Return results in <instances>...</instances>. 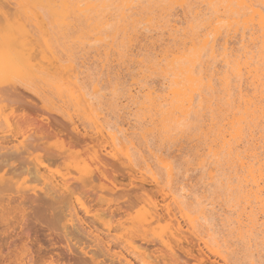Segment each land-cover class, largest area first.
Here are the masks:
<instances>
[{"label":"rangeland","instance_id":"obj_1","mask_svg":"<svg viewBox=\"0 0 264 264\" xmlns=\"http://www.w3.org/2000/svg\"><path fill=\"white\" fill-rule=\"evenodd\" d=\"M122 2L125 0H0V42L9 37L11 45L20 43L28 64L19 74L13 76L9 71L0 78V101L4 102L0 104V141L5 138L3 146L10 149L22 141L30 144L38 140L31 160L49 153H71L65 160L45 163L48 169L44 173L58 186L66 183L69 198L68 193L62 197L56 192L50 202L40 181L6 176L12 178L11 188L0 194V206L8 204L11 210L0 219V264H88L83 262L87 257L66 251L64 235L70 239L75 228L84 231L70 240L75 248L91 252L98 243H108L110 254L132 257L134 264H224L219 257L227 264H264L262 227L238 234L233 222L244 204L237 191L234 193L237 183L223 163L202 154L205 142L199 127L208 116L203 119L191 112L148 126L146 110L131 105L130 91L152 86V81L156 90L166 85L157 68L136 67L123 55L139 48L133 49L132 20L137 21L143 55L149 51L157 54L156 48L171 43H167L170 37L166 29L146 22L157 17L159 0H137L130 8ZM178 8L168 19L180 29L190 19ZM199 9L204 15L209 13L203 6ZM229 42V49L237 51L238 37ZM143 55L137 59L140 65ZM208 57L201 51L196 67H203ZM219 60L217 68L222 64ZM121 63L122 67L118 66ZM217 94L202 91L210 109L217 113L221 108L224 113L226 104ZM16 95L21 104L11 102ZM21 118L25 123L19 134L16 125ZM110 133L115 135V146ZM152 174L159 185L150 182ZM67 199L77 214L72 218L73 228L63 209ZM167 207L183 228L178 243L169 242L172 252L157 237L159 231H166L167 218L163 217ZM36 212L42 214L38 219L41 223L34 220ZM182 214L193 219V230L188 229ZM197 237L215 253L205 249ZM36 249L43 253L44 261L34 263ZM103 259L100 256L96 262Z\"/></svg>","mask_w":264,"mask_h":264},{"label":"bare ground","instance_id":"obj_2","mask_svg":"<svg viewBox=\"0 0 264 264\" xmlns=\"http://www.w3.org/2000/svg\"><path fill=\"white\" fill-rule=\"evenodd\" d=\"M39 1L46 3L53 2V0ZM136 1L137 0H125L124 3L127 8H130ZM201 6L209 11V13L206 15L202 14L199 9ZM178 7L184 12L186 11L185 14L187 13V16L190 19V21L185 23V27L180 29H178V27L176 28L175 25H172L171 21L168 19L171 16V12L177 10ZM121 10L123 9L120 8V11ZM126 12L125 9L124 13ZM156 12L157 17L147 19L146 22L147 24L154 25V27L157 26V28L166 29L167 34L170 37L167 43H171V45H163L162 43H160V45L158 43L160 46L163 45L162 47L159 46L160 49L152 46L153 48H156V50H159L157 54L156 52L150 54L151 51L148 50V54L145 52L146 54L143 55V47L140 45L141 42L137 32V21L132 20L133 49L134 47H141L142 49L141 51H139V48L138 51L134 49L136 53L134 50H132L130 54L124 52L123 55H128L129 58H126L127 56L125 58L127 60L130 59L136 67H150L149 69L154 67L157 68L159 70L158 74H162L161 78L166 81V85H164L163 82L162 84L165 87L161 88V85L160 88L156 90L153 88L154 81H152V86L151 83L149 84L151 87L145 85V87H138L139 89H136V93L130 91L128 99H131V105L135 104L140 108H144V111L146 110L147 119L144 120L148 123H146L148 126L149 124L150 126H155L154 124L158 123L159 125H162L172 117L174 118L175 115H177V118H183V116L191 112L193 114H198L199 116L201 115L203 119L208 118L206 122L199 127L201 130L200 134L204 136L203 142H205L204 146L202 145L204 147L202 154L204 157L207 156L211 158L216 163H223V165L226 166V169L230 172L231 175H229L231 178L237 183L236 186L234 184V193L236 194L237 191L239 198L244 204L243 206H239L242 207V211L235 216L233 222L238 231H240L238 234L241 233V231L247 233L251 229V233H253V229L260 225L264 236V0H159V6L156 8ZM121 15H119V17ZM22 33V31H19V34ZM127 36H130V34ZM234 36L238 37L239 48L237 51L229 49V41L230 39H233ZM8 41H10L9 37H7L6 41L0 42V78H5L9 71H12L11 74L15 76L19 74L20 68L28 65L27 60L23 57L24 54L21 51L20 43L13 46L11 45L12 42L9 43ZM129 44H131V42ZM158 45L156 46L158 47ZM217 46L218 49H216ZM127 51L130 50L128 49ZM201 51L209 54V61L203 67L198 68L196 67V62ZM138 52H140L143 57L145 56L143 58L145 61L141 59L143 65H140L139 61L137 62V59L140 56V53ZM218 57H220L219 61L222 64L221 67L218 66L217 68L215 65ZM122 58L124 59V57ZM126 59L123 60V63L124 61L127 62ZM123 63L118 66L121 65L122 67ZM130 66L132 67V64H129V67ZM220 68L221 70H219ZM202 91H207L211 94L218 93L217 95L220 94L219 96L226 104V111L223 113L222 109L218 108L217 113H214L210 109L211 107L209 105L210 103L208 104V100L202 97ZM205 96L206 94L204 97ZM21 100V97L16 95L11 102H20L21 104ZM6 102L8 101L6 100ZM3 103V100H1L0 104ZM14 106H16V104H14ZM24 123L25 119L23 118L17 122V133L22 131ZM144 123L145 122H143V124ZM147 125L145 128H147ZM108 128H110V126ZM73 129L75 130L76 128L73 127ZM17 133L15 132L14 135ZM14 135L12 134V136ZM24 135L25 133L22 132L21 136L24 137ZM108 137L112 145L115 146V135L110 133L108 134ZM4 140L5 138L0 141V194L11 188H9V184L11 185L12 178H6L7 175L16 178L28 177L30 178L29 180L33 182L40 181V183L46 187L44 195L50 200V202L54 199V193L60 192L62 197L65 193H68L70 187H67L66 183L58 186L57 184H54L52 177L44 175V173L48 169V165L45 163L53 164L58 160H65L68 157H71V153L68 154V151L58 153V155L49 153L45 158L40 156L36 160H31V153L38 149V140L34 139L35 143L31 142L30 144H24L25 141H22L10 149L3 146L7 142ZM200 149H202V147ZM199 152L201 151L199 150ZM202 154H200L201 157L203 156ZM61 155H63V157H59ZM64 155H66V157H64ZM94 157L98 158L96 153ZM207 157L206 159H209ZM150 182L154 185H159L158 179L154 174L150 177ZM22 184H26V182ZM70 195L71 194L68 193V198ZM102 195H104V193ZM20 198L21 197L18 199ZM24 200H27V198ZM67 200L68 201H66L63 209L64 211H67V216L69 217L68 221L70 222L71 228H73L71 225L72 218H75L77 214L69 199ZM231 200L233 201L232 198ZM231 200L230 202H232ZM27 201L29 202V200ZM30 202L35 201L31 200ZM24 205H27V203ZM18 206H21V204L19 203ZM60 208L62 209V207ZM9 210H11V208L8 204L1 205L0 219H2ZM164 212L165 216L163 218H167L165 228L168 232L159 231L157 237L159 238L161 245L166 250L172 252V246L169 242L170 240H175V243H178V240L176 239L182 234L183 228L168 207ZM41 215L40 212H36V215H33L34 220L38 221V219H41ZM182 217H186V225L188 229L193 230V219L186 214H182ZM68 229L70 230L69 226ZM84 230L86 229L84 228ZM74 231L75 233H71L74 238H79L78 236L81 235L80 233H84V231L80 230V232L76 228L73 232ZM59 233H61V231ZM245 233H243L244 236ZM259 234H261V232H259ZM90 235L91 232H88V236ZM28 237L29 235H26V239H28ZM64 237L66 238V251L68 253H79L81 256L87 257L83 260L84 263L134 264L135 259L132 257L126 258L117 253L110 254L111 248L107 245L108 243L100 244L97 241L96 243H98V245L96 246V249L91 252H86L84 248H75V245L70 243V240L73 237L69 239V236L67 237L66 234ZM93 238L96 239L95 237ZM197 240L201 242L205 249L215 253L209 248L208 243L204 239L197 237ZM100 241L101 240H99V242ZM200 252L202 251L200 250L199 253ZM35 253L38 258L35 259L34 263L45 260V256L42 255L43 253H40L39 249H36ZM89 253H92L91 256L88 255ZM202 255L203 253L199 256L202 257ZM100 256L106 259L96 262V259ZM54 257H56V260L58 261L59 256L57 255ZM219 258L224 264H227L224 258ZM50 259H52V257H50Z\"/></svg>","mask_w":264,"mask_h":264}]
</instances>
